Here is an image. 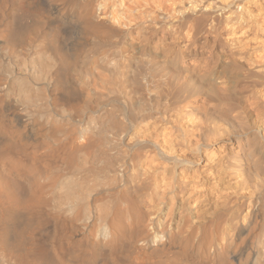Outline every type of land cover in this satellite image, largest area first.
Instances as JSON below:
<instances>
[{
  "label": "bare ground",
  "instance_id": "6f19581e",
  "mask_svg": "<svg viewBox=\"0 0 264 264\" xmlns=\"http://www.w3.org/2000/svg\"><path fill=\"white\" fill-rule=\"evenodd\" d=\"M217 7L0 0V264H264V42L249 48L254 57L238 46L213 65L197 61L189 34ZM235 8L242 19L248 7ZM169 100L191 150L222 128L206 122L224 120L234 145L226 169L258 189L248 205L236 197L225 218L199 224L183 209L173 226L172 190L165 214L149 209L157 176L142 160L171 164L159 177L167 187L192 162L154 133Z\"/></svg>",
  "mask_w": 264,
  "mask_h": 264
},
{
  "label": "rangeland",
  "instance_id": "374dc122",
  "mask_svg": "<svg viewBox=\"0 0 264 264\" xmlns=\"http://www.w3.org/2000/svg\"><path fill=\"white\" fill-rule=\"evenodd\" d=\"M206 1L211 4V7H223L221 13L219 10V14L217 12L207 14V16L202 19L196 20L193 25L194 28L192 27L193 29L191 32L193 33L189 34V37L191 36L189 42L193 41L191 44V50L192 54L196 51L195 54L197 56H193H195L197 61H201L202 63L206 61L205 63L208 64L213 62V64H215L216 57L214 59V56H217V53L220 51L228 54L237 50V48H239L238 46H241V48L243 47L241 50L244 54H248V52L253 54L252 50L249 49L250 47H261L264 42V0ZM235 3H240L244 5V7H248L247 11H243L242 13L244 19H240L241 22L240 20H236L238 16L237 13H239L238 11H240L241 8L239 7L236 12ZM207 10L209 9L207 8ZM224 16L229 17L228 21H224ZM211 20L213 25L210 29L208 23ZM252 36L259 37L258 42L252 40ZM186 40L184 38L183 41H181L183 42L181 44L188 42ZM234 42H237L236 44L239 45L233 44L231 46L230 44ZM221 52L220 54H223ZM262 52L263 51H260L259 53ZM197 53L199 54V57ZM254 56H256V54H253V57ZM256 60L258 59L256 58ZM213 64L211 63L210 65ZM248 64L247 61H244L243 67L249 66ZM258 64L259 63L256 65ZM171 99L174 100L173 97H171ZM170 102L172 104V100H169V104ZM227 106L228 107L226 108L228 109L230 105ZM171 107L169 108L173 109V111L178 109L174 102ZM170 109L168 122L164 121L166 124L164 122H159L154 128V133L157 135L158 142L160 141L159 144L161 146L163 145V148L170 149L171 153H169V155L176 156L180 159L186 157L191 159L192 162L189 164L185 163L182 167L177 165L175 167L176 181H169V186L167 187L165 186V183L167 184L166 180L163 179L160 181L159 177L167 171L171 173V169L169 168L171 164H159L161 159L158 155L153 154L151 155H153L152 157L155 160H152V157L150 158V156L142 160V168L146 175L149 178L153 177V175L157 176L152 196L146 197L150 198V201L147 203L149 209L156 214L162 212L165 214L164 211L168 208L169 196L171 195L172 190H180L174 196L176 208L171 222L173 226L181 220L179 213L183 211V209L193 222L192 224H199L200 221L206 222L214 219V217H221V219L225 218L230 212H232V209H229L230 211L227 212L228 206H231L229 205L230 203H232V205L235 203L236 197L246 196L243 199H246L248 205L250 200H247V194L255 193L258 189L257 187L252 188L248 183H243L242 185L239 184L237 177L226 169V163L233 151L232 149L234 145L232 144L231 131L224 123V120L217 118L218 120L214 119L208 123L206 122V126H212L214 123H217L218 126H221L222 128L219 127V131L211 137L210 146H205L199 151L191 150L183 145V141L180 140L181 129H184H180V127H185L187 122L185 123V120H183L184 117L182 116V118H178L180 115L178 114L177 116V111H175L176 115H174L175 113ZM174 116L177 117L175 118ZM195 116L196 115H194V117ZM196 117V119L199 118V116ZM169 143H171V145H169ZM262 195L264 197V193ZM161 198H164L163 202L160 201ZM246 211L247 208L244 207V212ZM225 212L226 215H224ZM153 216L156 215H152V217ZM223 230L222 232L224 233H222V237L224 240H230L229 235L231 232H225V228ZM247 235V232L244 233L239 240L247 237Z\"/></svg>",
  "mask_w": 264,
  "mask_h": 264
}]
</instances>
